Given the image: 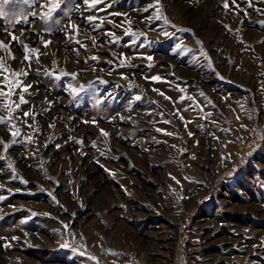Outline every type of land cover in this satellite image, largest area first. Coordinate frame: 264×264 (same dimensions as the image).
<instances>
[{
  "label": "rangeland",
  "instance_id": "obj_1",
  "mask_svg": "<svg viewBox=\"0 0 264 264\" xmlns=\"http://www.w3.org/2000/svg\"><path fill=\"white\" fill-rule=\"evenodd\" d=\"M47 3L0 17L37 113L0 144V264H264V0H161L171 25L153 0Z\"/></svg>",
  "mask_w": 264,
  "mask_h": 264
},
{
  "label": "snow or ice",
  "instance_id": "obj_2",
  "mask_svg": "<svg viewBox=\"0 0 264 264\" xmlns=\"http://www.w3.org/2000/svg\"><path fill=\"white\" fill-rule=\"evenodd\" d=\"M101 0H83V3L89 6H95L96 4L100 3ZM11 3H26V4H34L35 0H0V17H7V12L5 10L6 5L11 4ZM223 6L225 9H228L230 7L229 5V0H222ZM247 3L249 5L252 4V0H247ZM232 4L235 5V8H233V11H235L236 9L240 8V3L239 0H232ZM44 6H46L49 11H47L46 13H44V15L46 17H51L53 14V11L60 8L61 6V0H50V3L45 4ZM148 7L150 8H154V17L150 16L147 17L146 19L151 21L153 18L157 19V20H163L165 24L171 25L173 24L172 20H170L168 18V16L163 12V5L161 3V0H153V3L149 4ZM239 13L237 12V15ZM32 15H36L35 12L32 13ZM123 15H127L126 13ZM87 19L89 21H93L96 20V17L93 16H89L87 17ZM103 19V18H101ZM126 23L131 24V21H126ZM260 23L264 24V21H261ZM71 27L73 29H77V34H78V28L79 26L76 24H72ZM230 27V26H228ZM7 31V29L5 30ZM187 31H191V29H187ZM127 33L133 35V36H137V38H139V36H146L147 33H139L137 35V33H135L131 27H129L127 29ZM112 36H115L116 34L114 32H110L109 33ZM165 36H174L175 33L173 32H168L165 31L163 33ZM117 40L120 39V37H116ZM12 40H16L18 41V37L16 36L15 32L12 33ZM131 42V41H130ZM23 44V42H20ZM44 45L47 46L48 43H50V41H43ZM198 43L202 44V41H198ZM85 47H87V45H85ZM176 48H181L180 44L176 45ZM0 49H3L6 53H8L9 57L13 60L17 59L16 55L14 52H12L11 49V41L9 42H5L4 40H0ZM23 52H24V56L22 59V62L27 61L29 67L31 66V60L33 55H35L36 59L39 60V49L31 47L27 44H23ZM136 55H141L144 56V53H137ZM205 56H208V53L205 51L204 52ZM94 60H99V56H94L93 57ZM146 59L148 61H152L153 57L150 55L146 56ZM208 59L210 60L211 57L208 56ZM118 60L120 61V64L118 66H122L123 64L127 63L129 61V57L125 54H121L120 57H118ZM151 66V65H150ZM53 76H57L59 75L58 73H56L55 71H53L51 73ZM68 75H71L72 77H76L78 76V73L76 72H72V73H67ZM121 76H124L125 78H127L126 74L121 72L120 73ZM29 75V72L27 71V69H14L12 68L10 65H8L5 62V59L3 57H0V77H2V79H0V108L4 109L6 111V115L4 116H0V124H6V130L7 132L10 134V136L12 137L11 140L9 141H5L2 137H0V144L3 145V153L6 154L8 151V148L10 146L11 143L16 142L15 138L21 135V128L19 127V125L17 124V120H21L22 123L28 125L29 127H31V125L29 124V121L25 118L32 116L35 117L37 115V113L35 111H33L32 108H29L28 110L22 111V115L21 113V106L24 104H28L29 101L26 98V93H30V89H31V84L30 83H25L24 79ZM145 79H150L152 81H160L163 78L159 75H152L150 77L146 76ZM69 87L72 89L73 92L78 91V89L73 86V85H69ZM82 90V86L81 89ZM155 91L160 92L161 95H166L164 94L160 89H155ZM203 95V93H201ZM18 99H15V98ZM140 97H137V99H139ZM166 99L168 100H172V97L170 96H166ZM181 100L184 99L183 96L180 97ZM192 100L195 101V97H191ZM49 103H51V101H49ZM197 107H199V102L197 101ZM121 119H123L124 117H120ZM181 119H184L183 116H181ZM93 123H95V121H93ZM54 127V125H52ZM242 127H247V125H242ZM37 131L39 129H36ZM159 131L161 132H165L166 130L161 128L159 129ZM100 132L104 135V136H108L109 133L101 128ZM169 135H173V133H168ZM189 135H191V133H189ZM25 140H32L33 137L32 136H24ZM80 143H83V140H80ZM95 143V142H93ZM56 147H60V145H56ZM9 167H11L12 172L15 173L16 169L14 167V165L10 164ZM114 174V173H113ZM11 178H18L20 180L23 181L24 184L28 183V180L24 179L22 176L19 177H9ZM54 179V178H52ZM173 179H175V177H173ZM57 183H59V181H56ZM5 185L0 183V188H4ZM19 189H17L18 191ZM9 191H12L11 189H9ZM0 199H4L3 196H0ZM53 199L55 200L56 198L53 196ZM58 202V201H57ZM35 214V213H33ZM64 227L67 228L68 225L65 223ZM73 236L75 235L74 233L72 234ZM12 239H19V237H13ZM8 244L6 242L5 247H7ZM65 247L69 246L67 243H65L64 245ZM112 250L109 249V252H111ZM93 260H97L98 258L93 256L92 257Z\"/></svg>",
  "mask_w": 264,
  "mask_h": 264
},
{
  "label": "crops",
  "instance_id": "obj_3",
  "mask_svg": "<svg viewBox=\"0 0 264 264\" xmlns=\"http://www.w3.org/2000/svg\"><path fill=\"white\" fill-rule=\"evenodd\" d=\"M43 31H49V29H46V30H43ZM25 63L27 62V61H24ZM22 69H25V67H22ZM32 70H34V69H32ZM44 71L43 70H40L39 71V73H43ZM29 73H30V71H29ZM32 100V99H31Z\"/></svg>",
  "mask_w": 264,
  "mask_h": 264
},
{
  "label": "bare ground",
  "instance_id": "obj_4",
  "mask_svg": "<svg viewBox=\"0 0 264 264\" xmlns=\"http://www.w3.org/2000/svg\"><path fill=\"white\" fill-rule=\"evenodd\" d=\"M127 183V182H126ZM128 185V184H127ZM129 186V185H128Z\"/></svg>",
  "mask_w": 264,
  "mask_h": 264
}]
</instances>
